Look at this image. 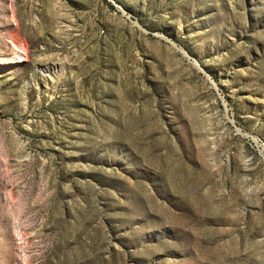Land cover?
<instances>
[{
	"label": "rangeland",
	"instance_id": "374dc122",
	"mask_svg": "<svg viewBox=\"0 0 264 264\" xmlns=\"http://www.w3.org/2000/svg\"><path fill=\"white\" fill-rule=\"evenodd\" d=\"M0 264H264V0H0Z\"/></svg>",
	"mask_w": 264,
	"mask_h": 264
}]
</instances>
